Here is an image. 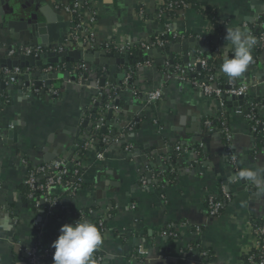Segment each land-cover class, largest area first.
I'll list each match as a JSON object with an SVG mask.
<instances>
[{"label":"crops","instance_id":"obj_1","mask_svg":"<svg viewBox=\"0 0 264 264\" xmlns=\"http://www.w3.org/2000/svg\"><path fill=\"white\" fill-rule=\"evenodd\" d=\"M12 1L26 11L40 3L61 18L64 30L45 34L50 46L59 45L71 30L70 16L54 10L60 0ZM88 1V7L97 12L93 27L97 47L93 50H103L109 44L113 49L106 50L108 53L127 50L130 60L137 58L141 63L128 70L123 79L124 66L119 65L123 59L101 68L83 62L68 63L69 68L57 73L50 87L42 82L40 91L29 97L20 93L21 77L16 83L7 82L6 78L0 82V88L8 96V102L0 100V264H12L17 254L33 244L39 230L51 238L58 237L60 227L71 223L67 215H48L46 204L36 209L25 203L21 186L29 168L59 160L71 164L80 142L82 117L96 97L93 88L103 77L105 85L100 88L117 93V106H113L118 112L112 113L107 131L116 137L124 134V143L112 145L104 162L95 161L94 156L89 158L88 167L82 171L83 186L73 196L59 186L51 190V196L70 210L94 208L101 216L112 210V216L105 221L101 264H144L135 251L141 244L148 250L150 264H243L244 255L255 242L248 225L264 220V144L255 149L254 126L246 113L237 111L247 110V101H257L261 104L258 115L264 122V50L251 62L255 69L246 70L236 79L249 84L241 107L235 106L229 96L222 98L221 107L217 100L197 92L190 82L170 79L167 65L168 61L183 64V58L191 59L192 55L197 60L206 53L216 66L219 82L229 80L219 70L225 55H232L230 50H224L230 48L224 39L226 30L239 28L252 39L251 55H254L264 0H194L211 9L215 20L223 26V35L212 45L204 43L203 53L192 44H178L169 37L167 46L172 45L169 56L155 52L152 57L146 54V49L128 50L124 46L150 43L168 28L186 38L206 37L209 22L203 13L188 8L161 23L156 18L161 0ZM260 11L251 31H244L248 28L247 21ZM20 29L16 26L12 34L0 38V57L7 56L11 47L27 46L26 34ZM33 38L37 42L42 40L40 35ZM70 64H84L92 74L86 78L77 76ZM41 75L33 72L30 77ZM22 78L27 80L29 76ZM119 83L121 87L117 89ZM155 90L162 92L161 99L148 101L145 94ZM221 114L229 122L228 145L236 158V177L226 156L228 145L224 137L218 131L207 132L204 126L205 120L219 119ZM128 128L131 130L127 131ZM125 144L131 146V152L124 150ZM178 146L180 150H176ZM254 166L262 174L254 172ZM153 171H160L159 174L167 171L173 177L165 174L167 178L161 180L164 183L157 187L151 181ZM242 171L251 172L254 183L249 180L240 183L245 177L240 175ZM141 176L146 178V187L140 184ZM223 192L230 195L231 201L218 217L210 218L205 200ZM170 224L177 228V238L171 240L161 235ZM195 247L207 251L209 257L199 261L197 252L191 251ZM46 264H53L52 258Z\"/></svg>","mask_w":264,"mask_h":264},{"label":"built area","instance_id":"obj_2","mask_svg":"<svg viewBox=\"0 0 264 264\" xmlns=\"http://www.w3.org/2000/svg\"><path fill=\"white\" fill-rule=\"evenodd\" d=\"M88 0H60L58 4L54 6V10L57 12L66 14L71 18V30L69 33L63 38L61 43L57 46H51L48 50H43L41 47H28V46H19V47H11L7 51V56L17 57V56H34L37 57L45 52H52L55 54H60L66 51H70L76 48H82L84 50H93L96 46V38L93 31V27L96 23L97 12L95 9H91L88 7ZM163 4L161 0L160 5ZM188 9L187 5H185L182 1H175L167 4L166 10H172L174 12H182L183 10ZM140 15H143L142 10H140ZM164 17V12H162L161 8H158L156 18L159 20ZM257 32V42L258 47L264 49V22L258 24ZM257 30V31H258ZM165 35H170L172 39H177L179 37H184L176 32H173L171 29H166L165 34H162L160 37L152 38L150 43H129L125 44L126 49H135L137 47L142 49H150L155 47H163L167 45L168 41H164L163 37ZM186 36V35H185ZM200 39L203 43H207L206 38H197ZM112 46L104 45L103 50H111ZM101 49V48H100ZM215 52H218L217 48H214ZM255 62V58L252 59ZM69 65L60 64L55 66H46L42 68H26L20 69L15 68L12 71L2 70L0 73L6 78L9 83H16L18 79L24 76H30L33 72H37L39 74L52 75L61 72L62 70H67ZM196 69L199 70V73H196ZM72 72L80 71L82 74L90 76L92 71L88 69L84 64H75L71 66ZM201 71V72H200ZM190 74H196V78L192 81L189 79ZM170 79L176 80L178 82H190L193 88L202 94L204 97L215 99L219 102V105L223 107L222 98L224 96L229 97H242L245 99L248 95L249 84L248 82H237L236 79H229L225 83H220L219 75L215 72V68L211 67V62L205 58H199L195 60L194 63L188 65H179L176 64L174 67V71L169 73L168 75ZM84 77V75H83ZM86 77V76H85ZM113 90V88H111ZM115 89V88H114ZM93 90L96 91V96H101V91L104 88L94 87ZM40 90H35V93H38ZM115 93V91H112ZM55 94V92H53ZM146 98L150 102L159 101L162 97V92L160 90H155L152 92H148L145 94ZM96 100V97L93 99V102ZM110 105H113V99L110 101ZM247 119L250 122H255V124H260L256 117L255 110L260 108L261 104L257 101H247ZM107 106V111L112 108V112L117 113L118 108L114 106ZM242 109H238V113H241ZM220 127L215 128L213 126L212 120H205L204 126L207 132L212 133L214 131H218L225 140L226 145L229 144L231 140V132L229 127L228 119L221 114L220 117ZM104 126V117L100 118L98 122L95 124V129L100 130ZM131 128H128L127 131H130ZM253 131H255V127H253ZM124 143V134H120L115 138H111L109 136H104L101 139V144L104 148H99L95 145L94 140L92 138L88 139L81 146L85 151L87 158L94 156L95 161L104 162L107 160V153L109 148L114 144L122 145ZM79 147V145H78ZM229 147V145H228ZM124 150L126 152H131V146L128 144L124 145ZM176 150H180L178 146ZM226 156L233 166L235 172H237V168H235L236 158L230 155V147L226 150ZM84 157H79L78 151L74 155L71 160V164L66 160H59L55 162H51L46 165H40L33 167L27 174L24 184L30 189L31 193L29 194V198H34L35 207L39 208L41 205L46 204L47 206V214L52 213V208H54L59 202L57 197L51 196L52 188L59 186L64 188L65 192L68 196H73L75 192L81 188L82 181V171L88 167V161H84ZM72 174L73 178L70 181H63L65 176ZM42 177V179H40ZM140 184L142 187H146L147 182L145 176H141ZM35 193H38V197L35 196ZM231 201V197L228 193L223 192L220 199L215 197H208L205 200L206 211L210 218L218 217L221 214V211L224 209L226 203ZM63 209L69 214V208L67 206H62ZM134 206H132V209ZM89 215L97 219V223L95 224L100 231L102 237L106 232V219L109 214L99 215L96 214L95 210H89ZM252 235L255 238L254 245L250 251H247L244 255L243 264H264V222L261 224H255L250 222L248 225ZM177 228L175 225L170 224L162 233V236H168L172 238H177ZM197 233L200 232V229L196 228ZM57 238L54 236L49 240L43 238V232L39 230V235L34 240L33 244L24 248L22 250V256L26 259V264H42L44 258H52L54 249L51 247L52 242ZM45 240L48 244V248L42 250L41 244L45 243ZM36 244H40L38 247ZM44 248V246H43ZM196 247L191 250L192 252H197V257L199 261H203L207 259L208 252L205 250H195ZM136 257L140 259L144 264H150L151 258H149L148 250L143 246V244L138 245L135 248ZM97 252L99 254H97ZM104 260V254L100 251V247L93 253L91 264L101 263Z\"/></svg>","mask_w":264,"mask_h":264},{"label":"water","instance_id":"obj_3","mask_svg":"<svg viewBox=\"0 0 264 264\" xmlns=\"http://www.w3.org/2000/svg\"><path fill=\"white\" fill-rule=\"evenodd\" d=\"M2 4V9H0V38L6 35H10L11 30L19 26L20 32L25 33V37L27 38V46L28 47H35V46H41L43 50H48L51 48L50 45H48V39H46V35L50 33L51 31L55 30H64V24L61 23V18L56 16L54 11H52L49 7L42 6L40 3L35 4V9H32L31 11H26L23 7H19L16 1L11 0H0ZM11 2V3H10ZM261 14L260 12H257L255 14V17L253 20H248L247 25L248 28L243 29L244 31H251L254 20L255 22H258L259 16ZM237 29L233 28L232 30ZM19 32V33H20ZM38 35L42 36V40L40 42H37L34 40L33 37H37ZM24 36V35H23ZM170 35H167L166 37H169ZM19 38V35L18 37ZM176 43H184V44H192L195 47L196 51L204 52V43L202 41H199L195 37H179L175 39ZM258 45V43H257ZM172 46V45H170ZM170 46H163V47H157L155 49H149L146 51V54L149 57H152V55L155 52H162L169 56ZM109 51L106 50H84L82 48H76L70 51H66L60 54H55L52 52H45L37 57L34 56H5L0 57V70H8L12 71L15 68L20 69H26V68H42L46 66H52V65H60V64H68V63H77V62H83L86 64H92L97 65L98 68H101L103 66H108L109 63H119L118 59H123L119 63V65H123V74L122 79L124 76L128 73V70H132L134 68V65L137 63H141V60H137V58H129V51L127 50H119L110 51L111 53H108ZM222 54V51H220ZM138 55V54H136ZM252 59L254 58L253 55ZM230 57V56H229ZM172 59L171 57H169ZM259 60V58H257ZM261 59V58H260ZM195 56L192 55V58L189 57L183 58V64L182 65H188L195 62ZM257 60V61H258ZM115 61V62H114ZM172 62V61H171ZM253 70L255 69L254 65H249L247 70ZM58 77L57 74L52 75H46L42 74L39 77H30L25 80L24 78H20L19 81H21V84L19 86L20 93L25 92L27 93V96H32L34 94L35 90H39L40 85L42 82H45L47 87H50V83L52 79H56ZM264 77V75L262 76ZM84 78H86L84 76ZM74 79V78H73ZM106 79L103 77L98 82V87H104ZM84 83V82H83ZM87 86H90L87 83H84ZM32 85L31 90L30 87ZM2 87L4 85L2 84ZM121 87V84L119 83V86L117 89ZM116 89V90H117ZM102 91H107L106 89ZM226 98V97H225ZM224 99V97H223ZM233 101H235V106H242V97H231ZM225 100V99H224ZM117 102V101H116ZM113 106V105H110ZM243 113H247L246 109L242 110ZM112 108L107 111V114L105 116L104 126L100 129L102 133H106L107 127L110 125L111 116H112ZM87 122L84 123L86 125ZM115 129H119L118 127H115ZM239 166V164H238ZM253 171L257 174H262V171H260L259 168L253 167ZM234 177L237 176V173L234 172ZM249 178V179H248ZM247 180H249L251 183L253 182V176L250 177H243L239 181L242 184H246Z\"/></svg>","mask_w":264,"mask_h":264},{"label":"trees","instance_id":"obj_4","mask_svg":"<svg viewBox=\"0 0 264 264\" xmlns=\"http://www.w3.org/2000/svg\"><path fill=\"white\" fill-rule=\"evenodd\" d=\"M162 1H163V4L160 5L158 8H161L162 12H164V17L160 18L159 20L157 19L161 23H164L165 19L166 20L173 19V18L178 16V12H174L172 10H166L167 4L175 2V1H182L185 3V5H187L188 8H195V9L199 10L200 12H202L203 15L205 16V18L208 20L209 29H208V32H207V35L205 38H206V41L209 45H212V43L214 41H217V39L223 35V26L215 20L214 14L209 7L204 6V5H199L194 0H162ZM157 11H158V9H157ZM262 22H264V16L262 17V19L260 20L259 23H262ZM257 32L259 33V30ZM169 37H166V35H165L163 37V40L169 41L171 38V37L170 38ZM263 50L264 49H261L260 47L257 46L254 50V53H253L254 58L260 56V54L263 53ZM202 58H205L211 62L210 57H207L206 53L202 54ZM176 64H178V63L168 61L167 72L172 73L174 71V67ZM70 65L74 66L75 64H70ZM179 65H182V64H179ZM53 66H55V65H53ZM211 67L212 68L216 67L213 62H211ZM196 73H199L198 69H196ZM76 75L77 76L84 75V76L88 77L87 75L82 74V72H80V71H77ZM195 78H196V74H194V75L190 74V76H189L190 80L193 81ZM3 79H4V77L0 73V82ZM223 83H225V82L223 81ZM116 97H117V93H113L111 91H101V96L100 97L96 96V100L94 102L92 100L91 106L85 110V113L82 117V122L80 125V130H79L80 142H79V147L77 148L79 157H84L83 158L84 161L89 160V158H87L88 156L86 155L85 151L83 150V148L81 146L84 142H86L88 139L92 138L97 147L104 148L103 145L101 144V139L104 136H109L111 138L116 137L114 135H111V133L108 132L107 130H106V133H102L100 130L95 129V124L98 122V120L102 117H105V114L107 112V110H106L107 106L110 105V103H111L110 101L112 99H113V104L115 106H117ZM0 100H2V102H5V103L8 102L7 93L4 90H2L1 88H0ZM255 114L257 115L256 119L260 123H264L259 118L258 110H255ZM85 122H87V124H86L87 126L84 125ZM212 122H213V126L215 128H219L221 119L220 118L219 119H212ZM251 123L255 127V131H253L254 132L253 134H254V138H255V149L257 150L258 148H260L264 144V124L263 125H260V124L256 125L255 122H251ZM227 148L229 149V147H227ZM232 154H233V152H231V149H230V155H232ZM232 156H234V155H232ZM29 169H32V168H29ZM169 172H170V170H169ZM169 172L165 171V172H162V174H159L160 171H153L152 175H154V176H152L153 178L151 179V181L152 182L154 181V186L156 185L157 187H159L160 185H162L164 183L163 181H161L162 179H165L167 177L172 178L173 175H171ZM165 174H168L169 176L166 177ZM145 176H146V174H145ZM72 178H73V175L70 174L68 176H65L63 181L67 182V181H70ZM82 186H83V183H81V187ZM21 190H22V198H23V201L25 203L30 204L33 208H36V209L42 208V205L39 208L35 207V200H34V198L31 199L28 197L29 194L31 193V191L25 184H22ZM221 195L222 194H220L219 196H217L215 198L220 199ZM35 196L38 197V193H35ZM62 206L63 205L58 203L54 208H52L51 214L54 213L53 215H57L59 217H64L67 215V216H69V220L71 221V223H75L77 221H80V222L88 221V222H91L94 224L97 223L96 222L97 219L92 218L88 213L89 210H91V209L95 210L94 208H85L82 210H70L69 209V214H67ZM222 211H221V213H222ZM111 216H112V210L109 211V217H111ZM263 222H264V220L253 221V223H255V224H261ZM43 238L46 240H49L51 238V235L48 233H43ZM163 238H165V237H163ZM166 238L169 240L172 239L171 237H166ZM46 240H45V243L41 244L42 250L49 247ZM36 245L38 247L40 246V244H36ZM43 246H44V248H43ZM97 254H99V253L97 252ZM47 261H48V258H44V260L42 261V264H46ZM19 262H23V264H26V259L22 256V254H17L15 256V259H14L12 264H17ZM101 263H97V264H101Z\"/></svg>","mask_w":264,"mask_h":264},{"label":"clouds","instance_id":"obj_5","mask_svg":"<svg viewBox=\"0 0 264 264\" xmlns=\"http://www.w3.org/2000/svg\"><path fill=\"white\" fill-rule=\"evenodd\" d=\"M225 42L232 55H225L219 65L221 73L235 80L242 76L252 62L251 47L254 43L239 28L226 30ZM241 176L251 177V172L242 171ZM60 234L52 242L53 264H91L93 253L103 244V237L94 223L77 221L64 224Z\"/></svg>","mask_w":264,"mask_h":264}]
</instances>
